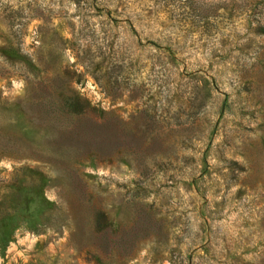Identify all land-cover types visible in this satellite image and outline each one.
Wrapping results in <instances>:
<instances>
[{"label": "rangeland", "instance_id": "374dc122", "mask_svg": "<svg viewBox=\"0 0 264 264\" xmlns=\"http://www.w3.org/2000/svg\"><path fill=\"white\" fill-rule=\"evenodd\" d=\"M0 264H264V0H0Z\"/></svg>", "mask_w": 264, "mask_h": 264}]
</instances>
